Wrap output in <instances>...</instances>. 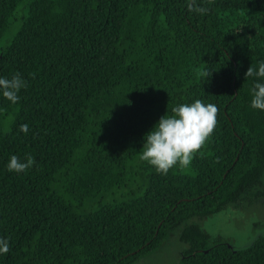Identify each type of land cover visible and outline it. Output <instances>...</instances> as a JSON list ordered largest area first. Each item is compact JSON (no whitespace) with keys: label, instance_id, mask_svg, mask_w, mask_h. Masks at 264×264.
<instances>
[{"label":"trees","instance_id":"obj_1","mask_svg":"<svg viewBox=\"0 0 264 264\" xmlns=\"http://www.w3.org/2000/svg\"><path fill=\"white\" fill-rule=\"evenodd\" d=\"M198 3L207 15L185 0H0V76L26 85L0 98V264H137L178 231L180 264H264V236L234 250L198 222L263 188L264 111L244 74L264 59V0ZM196 99L217 107L213 133L162 175L144 136ZM13 155L34 164L10 172Z\"/></svg>","mask_w":264,"mask_h":264},{"label":"clouds","instance_id":"obj_2","mask_svg":"<svg viewBox=\"0 0 264 264\" xmlns=\"http://www.w3.org/2000/svg\"><path fill=\"white\" fill-rule=\"evenodd\" d=\"M189 12L207 15L209 9L198 0H185ZM245 78L252 79L250 88V108L264 111V59L258 60L255 67H249ZM25 80L19 73L11 78L0 76V98L15 104L19 93L25 87ZM217 107L196 99L190 103H180L171 108V114L163 115L153 128L144 136L143 151L140 159L158 173L167 175L170 169L187 168L193 156L205 145L216 126ZM21 129L27 132L28 126ZM34 164L31 156L23 158L15 155L9 158L7 169L21 173ZM8 242L0 240V254L7 253Z\"/></svg>","mask_w":264,"mask_h":264},{"label":"rangeland","instance_id":"obj_3","mask_svg":"<svg viewBox=\"0 0 264 264\" xmlns=\"http://www.w3.org/2000/svg\"><path fill=\"white\" fill-rule=\"evenodd\" d=\"M256 199H246L239 210L228 208L206 220L198 221L201 227L214 238L227 240L234 250L245 249L260 236H264V179L263 188ZM197 222V223H198ZM179 232L169 239L159 253L140 260L137 264H180L186 246L179 240Z\"/></svg>","mask_w":264,"mask_h":264}]
</instances>
